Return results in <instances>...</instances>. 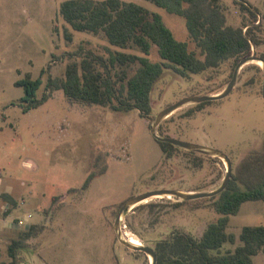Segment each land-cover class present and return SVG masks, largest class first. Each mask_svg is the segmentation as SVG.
I'll return each mask as SVG.
<instances>
[{
  "label": "rangeland",
  "instance_id": "374dc122",
  "mask_svg": "<svg viewBox=\"0 0 264 264\" xmlns=\"http://www.w3.org/2000/svg\"><path fill=\"white\" fill-rule=\"evenodd\" d=\"M62 1L0 0V192L7 188L17 201L9 213L0 211V264L11 262L8 237L32 224L40 229L19 249L18 264H151L150 255L118 239L114 223L121 207L128 199L157 189L214 190L228 169L222 157L181 147L170 157L164 155L151 124L160 111L184 97L222 92L236 63L230 58L189 77L165 69L152 91L150 117L137 109L70 101L63 90L47 89L49 77L63 78L67 63L81 61L88 50L107 56L104 47L110 44L103 33L73 30L59 14ZM125 1L160 12L178 38L187 40L203 58L185 17L147 0ZM219 2L227 24L242 26L244 32L254 26L251 34L260 42L252 46L251 54L263 58L264 0ZM244 5L257 9L258 16L254 18ZM65 27L74 33L71 42L64 37ZM150 57L159 59L155 48ZM136 67L128 69L130 74ZM263 77L262 62L246 63L229 95L181 106L160 122L158 134L223 151L231 158L234 175L249 151L264 146ZM24 78L42 79L37 95L47 93L48 98L38 107L26 109L21 100L25 88L16 82ZM104 166L106 170L83 188L89 174ZM0 200L4 203L2 196ZM211 203L208 197L147 198L123 213V236H135L154 248L175 230L200 236L218 216ZM18 218L25 220L24 226ZM261 224L264 201L248 200L231 215L228 231L239 235L244 226ZM239 243L228 242L224 250ZM253 258L264 264V251Z\"/></svg>",
  "mask_w": 264,
  "mask_h": 264
},
{
  "label": "trees",
  "instance_id": "16d2710c",
  "mask_svg": "<svg viewBox=\"0 0 264 264\" xmlns=\"http://www.w3.org/2000/svg\"><path fill=\"white\" fill-rule=\"evenodd\" d=\"M147 1L169 13L185 17L189 36L203 58L190 49L187 40L178 38L160 12L137 1L63 0L59 14L73 30L103 33L110 45L104 47L107 56L88 50L81 61L68 62L65 76H50L47 89L63 90L73 102L100 104L113 110L137 109L142 116L150 117L153 111L152 91L165 69L189 77L217 67L230 58L237 64L242 57L252 53L254 44L260 42L251 34L254 26H249L244 32L242 26L227 24L219 0ZM244 7L254 18L258 16L257 9L250 5ZM64 37L69 42L73 41V31L65 27ZM154 48L158 60L150 57ZM132 65L137 67L130 74L128 69ZM16 84L25 88L21 100L26 102V109L38 107L48 98L47 93L38 98L41 78H24ZM159 144L168 157L178 149L167 141H159ZM105 170L106 166L101 170L94 169L83 188H87L91 180ZM1 196L12 206L17 204L10 193L4 192ZM208 198L212 200L211 206L218 216L208 223L200 236L175 230L159 240L155 247L157 264H256L253 257L264 251V225H246L239 235L228 231V227L231 215L237 214L245 201H264V146L249 151L239 162L227 188ZM38 228L32 224L10 241V264H18L19 249L29 238L36 236ZM238 240L240 243L234 249L224 250L228 242L235 244Z\"/></svg>",
  "mask_w": 264,
  "mask_h": 264
},
{
  "label": "water",
  "instance_id": "95a60500",
  "mask_svg": "<svg viewBox=\"0 0 264 264\" xmlns=\"http://www.w3.org/2000/svg\"><path fill=\"white\" fill-rule=\"evenodd\" d=\"M250 61H261L263 63V71H264V59L263 58L258 57L255 54L244 56L236 64V67L232 75V79L230 80V82L228 83V85L222 92L217 93V94H203V95H192V96L184 97L180 99L179 101H177L176 103L160 111L156 115L153 123L151 124V127H150L151 133L158 141H167V142H170L184 149L193 150V151L205 153V154L212 155V156L222 157L227 161V164H228V169L226 171V175H225V178L222 184L214 190L189 192V191H182L178 189H157V190L147 191L138 196L132 197L128 199L126 203L121 207L116 217L115 223H114V227H115V231H116L118 239L127 247L133 250H136V251H143L147 253L148 255L152 256L151 264H157L156 249L149 245H144V244L137 245L133 243L129 238H125L123 236L122 228H121L123 213L127 212L129 207L135 205L136 203L143 201L147 198L153 197V196H165V195L168 197L176 196L177 198H180L182 200H193V199H200V198H206V197H213V196L220 194L222 191H224L227 188L232 178L231 158L227 154H225L223 151L213 148V147L206 146V145L184 141V140L171 137V136H161L157 132V127L164 118H166L173 111H175L176 109L180 108L181 106L185 104L201 103L205 101L218 100V99H222L226 97L227 95H229L235 87L240 68ZM262 91H263V96H264V77H263Z\"/></svg>",
  "mask_w": 264,
  "mask_h": 264
},
{
  "label": "crops",
  "instance_id": "0c3cea01",
  "mask_svg": "<svg viewBox=\"0 0 264 264\" xmlns=\"http://www.w3.org/2000/svg\"><path fill=\"white\" fill-rule=\"evenodd\" d=\"M1 189H4L3 191H5V192H7V193H10L14 198H15V196L13 195V193L12 192H10V191H8L7 190V188H1ZM1 191V190H0ZM4 193V192H3ZM1 192H0V196H1ZM3 199V198H2ZM16 200V199H15ZM3 201H4V203H7L8 205H9V207L11 208L12 207V204H11V202H9V201H6V200H4L3 199ZM17 202V201H16ZM10 208H9V210H8V213L10 212V211H12V208H11V210H10ZM4 214H7V212L6 213H4ZM19 219V218H18ZM18 234V233H17ZM17 234H11V236H9L8 237V240H9V243H10V240H12V239H14V238H16L18 235ZM17 235V236H16Z\"/></svg>",
  "mask_w": 264,
  "mask_h": 264
},
{
  "label": "built area",
  "instance_id": "2783aa9c",
  "mask_svg": "<svg viewBox=\"0 0 264 264\" xmlns=\"http://www.w3.org/2000/svg\"><path fill=\"white\" fill-rule=\"evenodd\" d=\"M9 205L7 203H2L0 200V211L3 210L4 213H6L9 210ZM31 216V215H30ZM17 223L21 226L25 225V220L23 219H17Z\"/></svg>",
  "mask_w": 264,
  "mask_h": 264
},
{
  "label": "bare ground",
  "instance_id": "6f19581e",
  "mask_svg": "<svg viewBox=\"0 0 264 264\" xmlns=\"http://www.w3.org/2000/svg\"><path fill=\"white\" fill-rule=\"evenodd\" d=\"M257 63L258 64H261V61H257ZM128 233V231L126 232V234ZM132 234V233H131ZM129 235V234H128ZM129 239L133 242V243H135V244H137V245H140V244H142V242H141V240L139 239V238H137V237H135V236H129ZM150 260H151V262H152V256H150Z\"/></svg>",
  "mask_w": 264,
  "mask_h": 264
}]
</instances>
